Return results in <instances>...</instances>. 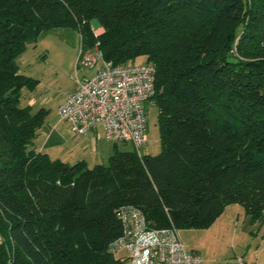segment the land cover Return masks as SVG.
I'll list each match as a JSON object with an SVG mask.
<instances>
[{
    "label": "trees",
    "instance_id": "1",
    "mask_svg": "<svg viewBox=\"0 0 264 264\" xmlns=\"http://www.w3.org/2000/svg\"><path fill=\"white\" fill-rule=\"evenodd\" d=\"M63 27L114 65L156 67L159 153L115 145L89 167L39 149L48 110L18 104L37 80L17 59ZM232 203L264 220V0H0V264H118L122 205L181 229Z\"/></svg>",
    "mask_w": 264,
    "mask_h": 264
},
{
    "label": "rangeland",
    "instance_id": "2",
    "mask_svg": "<svg viewBox=\"0 0 264 264\" xmlns=\"http://www.w3.org/2000/svg\"><path fill=\"white\" fill-rule=\"evenodd\" d=\"M92 25L98 29L100 23L93 19ZM80 51V33L71 27L43 30L35 42H28L17 59L19 72L28 76L30 82H37L34 86L28 84L23 88L18 104L30 107L32 112L41 108L48 110L34 142L50 158L70 164L85 160L87 166L93 167L108 164L115 145L119 150H134L135 147L131 142L105 139L101 128L78 135L68 121L59 117L58 108L75 89L76 77L91 76L102 64L100 61L95 67L78 66ZM142 60L143 57H140L136 62ZM147 140L140 153H159L161 143L157 106L148 109ZM179 234L187 250H196L203 264H217L238 256L245 257L248 264H264V220L251 222L240 204H229L209 227L181 228ZM115 256L122 258L118 264H132L131 259L127 258L129 253L126 249L116 252Z\"/></svg>",
    "mask_w": 264,
    "mask_h": 264
},
{
    "label": "built area",
    "instance_id": "3",
    "mask_svg": "<svg viewBox=\"0 0 264 264\" xmlns=\"http://www.w3.org/2000/svg\"><path fill=\"white\" fill-rule=\"evenodd\" d=\"M100 61L91 76L76 77L77 85L58 115L78 135L101 128L105 139L131 142L140 153L148 142V109L155 105L157 69L143 62L114 65L104 60L97 46L81 49L78 66L95 67ZM117 215L122 231L110 243V251L126 249L132 264H203L197 252L187 250L176 226H152L133 204L122 205ZM217 264H246V260L238 256Z\"/></svg>",
    "mask_w": 264,
    "mask_h": 264
},
{
    "label": "crops",
    "instance_id": "4",
    "mask_svg": "<svg viewBox=\"0 0 264 264\" xmlns=\"http://www.w3.org/2000/svg\"><path fill=\"white\" fill-rule=\"evenodd\" d=\"M96 30H102V28L99 26L98 29H96ZM39 149H41V148H39ZM192 252H196V250H192ZM245 260H246V258H245ZM246 264H248L247 260H246Z\"/></svg>",
    "mask_w": 264,
    "mask_h": 264
}]
</instances>
